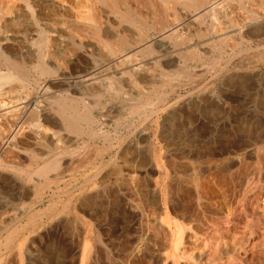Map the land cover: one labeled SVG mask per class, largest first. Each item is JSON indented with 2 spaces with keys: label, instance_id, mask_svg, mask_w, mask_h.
Instances as JSON below:
<instances>
[{
  "label": "rangeland",
  "instance_id": "rangeland-1",
  "mask_svg": "<svg viewBox=\"0 0 264 264\" xmlns=\"http://www.w3.org/2000/svg\"><path fill=\"white\" fill-rule=\"evenodd\" d=\"M245 1L229 0L212 15L197 8L178 34L116 16L103 24L109 38L95 33L93 41L113 60L126 42L133 54L121 66L101 70L96 53L71 72L57 57L62 76L33 72L25 81H0L3 90L26 97L19 113L0 112V264H264V0ZM188 2L194 9L196 0ZM210 23L226 30L222 39H208ZM69 29L47 46L49 53L56 49L66 58L77 51L65 35ZM87 69L101 71L91 83L77 80ZM84 102L92 105L91 123L81 117ZM229 157L234 166L220 172L218 163ZM156 206L189 233L175 256L166 224L152 215Z\"/></svg>",
  "mask_w": 264,
  "mask_h": 264
},
{
  "label": "bare ground",
  "instance_id": "bare-ground-1",
  "mask_svg": "<svg viewBox=\"0 0 264 264\" xmlns=\"http://www.w3.org/2000/svg\"><path fill=\"white\" fill-rule=\"evenodd\" d=\"M21 1H25L27 2L28 7L26 8V10L22 7V5L20 4ZM183 4H181L178 0H0V81H7L9 79H16L19 78L20 80H28L31 79V74L33 72H38L39 76H59L61 74L64 75V71L62 72L60 69V63H58V58L59 57L68 67V69L71 72H77L80 71V67H78L77 62H85L86 64L88 63L87 61V57L91 56V55H95L96 53L100 55V57L102 58V61L99 64V67H101V70L105 71V65L112 64V68L113 65H116V67L121 66L124 62H126L128 59H130V57H132L130 54V50L125 46L126 42H122V45L119 49L116 50V54H115V58L113 59H109V55H107L106 53L104 54L102 51H98L96 43H94L95 41H93V35L95 33H99L101 35L102 38L108 39L109 35L106 32V30L103 27V24L106 23H114V21L112 19H114V17L121 15V17L123 16V18H127L130 19L132 18L143 21L144 24L146 26H148V24H154V25H158V28H162L165 25H167L168 30L171 33L174 32H178L181 31L185 25L186 22H184L185 19H187L190 15L189 13H191L192 11L194 15L199 14V12L197 11V8H199V11L204 9L205 12H210L214 14L215 11L220 9V5H224L226 4L229 0H219V2L217 0H209L206 1L205 4H203L204 6L201 5V0H196V6L194 7V9L190 10V3L188 2V0H181ZM191 1V0H189ZM203 1V0H202ZM261 1V0H260ZM194 2V1H193ZM192 2V3H193ZM247 2V0L245 1ZM250 2V1H249ZM263 2V1H262ZM204 3V2H203ZM233 3V2H232ZM231 3V4H232ZM238 3V2H237ZM258 3V2H256ZM25 4V3H24ZM195 4V3H194ZM244 4V3H243ZM252 4V3H251ZM193 5V4H192ZM191 5V7H192ZM239 5V3H238ZM253 5V4H252ZM259 5V4H258ZM233 6V5H232ZM190 7V8H191ZM235 7V6H234ZM240 7V6H238ZM249 7V6H248ZM230 8V7H229ZM228 8V9H229ZM246 8V7H245ZM251 8H254L251 6ZM224 9V6H223ZM227 9V7L225 8ZM224 9V10H225ZM257 9V7L255 8ZM259 9V8H258ZM257 9V11H258ZM230 10V9H229ZM227 10V11H229ZM240 10V9H239ZM260 10V9H259ZM264 10V9H263ZM190 11V12H189ZM222 11V9H221ZM233 11V8H232ZM235 11V10H234ZM233 11V12H234ZM245 11V10H244ZM249 11V10H248ZM254 11V10H253ZM220 12V11H219ZM223 12V11H222ZM236 12V11H235ZM242 12V10L240 11ZM202 13V12H201ZM226 13V12H225ZM228 13V12H227ZM253 13V12H252ZM243 14V13H242ZM255 14V13H254ZM253 14V15H254ZM257 14V13H256ZM255 14V15H256ZM264 14V13H263ZM205 15V13H204ZM212 15V14H211ZM244 15V14H243ZM232 16V14H231ZM201 17V16H200ZM221 17V16H220ZM240 17V16H238ZM260 17V16H259ZM196 18V17H195ZM199 18V17H198ZM222 18V17H221ZM224 16H223V20H224ZM241 18V17H240ZM248 18V17H246ZM245 18V19H246ZM250 18V17H249ZM248 18V21H250ZM96 19L100 21V26L99 28L96 26L95 22ZM231 19V18H230ZM236 19V18H235ZM257 19V18H256ZM197 20V19H196ZM212 20V19H211ZM217 20V19H216ZM227 20H229L227 18ZM232 23L233 19H231ZM186 21V20H185ZM225 21V20H224ZM239 21V18H238ZM236 21V22H238ZM245 21V20H244ZM247 21V20H246ZM127 22V21H126ZM132 22V21H131ZM145 22H147L148 24H146ZM211 22V21H210ZM230 22V20H229ZM235 22V23H236ZM98 23V22H97ZM228 23V22H227ZM247 23V22H246ZM211 24V23H210ZM217 24V23H216ZM231 24V23H230ZM242 24V23H241ZM244 24V23H243ZM108 25V24H107ZM156 25V26H157ZM191 25V23H190ZM213 25L211 28V36L208 39H222L223 35L226 33V30L223 29V27H221V25L219 27H216L218 25L211 24ZM229 25V23L227 24ZM237 25V23H236ZM253 25V24H252ZM225 26V25H224ZM235 26V24H234ZM115 27V26H114ZM228 27V26H227ZM242 27V26H241ZM240 27V28H241ZM67 29L70 30L69 28H73V33H70L69 31L66 32V36L68 37L69 40V44L71 46H73L74 48H76L77 51H70L71 53V57L63 56L62 54H60L56 49L52 52H48V48L47 46H55L57 44V40L59 38V36L61 35V33L63 32L62 29ZM225 28V27H224ZM245 28V27H244ZM151 29V28H150ZM135 30V29H134ZM201 30V29H200ZM62 31V32H61ZM166 31V30H165ZM195 31V30H194ZM254 31V30H253ZM72 32V31H71ZM135 32V31H134ZM141 32V31H140ZM162 31L160 30V33ZM167 32V31H166ZM237 32V31H236ZM65 33V32H63ZM116 33V32H115ZM165 33H163L164 35ZM169 34V33H168ZM194 34V33H193ZM196 34V33H195ZM232 34V33H231ZM263 34V33H262ZM119 35V34H118ZM136 35V34H135ZM134 34H126V36H128L129 38H132L134 40H136V36ZM141 35V34H140ZM149 35V34H148ZM162 35V36H163ZM189 35V34H188ZM200 35V34H199ZM244 35V34H242ZM246 35V34H245ZM260 35V34H259ZM139 36V35H138ZM137 36V38H138ZM151 36V35H150ZM168 36V35H167ZM170 36V35H169ZM190 36V35H189ZM188 36V37H189ZM193 36V35H192ZM196 36V35H195ZM209 36V35H208ZM233 36V35H232ZM250 36V35H249ZM264 36V35H263ZM112 37V36H111ZM144 37V36H143ZM166 37V36H164ZM227 37V36H226ZM231 37V36H230ZM75 38V39H74ZM152 38V37H151ZM175 38V37H174ZM141 39V38H140ZM143 39V38H142ZM161 39V38H160ZM166 39V38H165ZM182 39V38H180ZM179 39V40H180ZM246 39V38H244ZM248 39V38H247ZM264 39V37H263ZM67 40V39H66ZM126 40V39H125ZM129 40V39H128ZM144 40V39H143ZM226 40V39H225ZM224 40V41H225ZM261 40V39H260ZM31 41V43H30ZM161 41V40H160ZM181 41V40H180ZM208 41V40H206ZM189 42V41H187ZM228 42V40H227ZM145 43V42H143ZM142 43V44H143ZM154 43V42H153ZM194 43V42H193ZM207 43V42H205ZM226 44V43H225ZM131 45V44H130ZM152 45V44H150ZM182 45V44H181ZM228 45V44H227ZM145 46V45H144ZM147 46V45H146ZM194 46V45H193ZM51 47H49L51 49ZM198 47H203V46H198ZM216 47V46H215ZM227 47V46H226ZM230 47V46H228ZM227 47V48H228ZM66 48V47H65ZM110 48V47H109ZM144 48V47H143ZM181 48V47H180ZM204 48V47H203ZM64 49V48H63ZM71 49V48H70ZM73 49V48H72ZM100 49V48H99ZM107 50V49H106ZM190 50V48H189ZM206 50V49H205ZM230 50V49H229ZM50 51V50H49ZM105 51V50H104ZM177 51V50H176ZM199 51V50H198ZM67 52V51H66ZM187 52V50H186ZM200 53V52H199ZM135 55V54H134ZM170 55V54H169ZM190 55V54H188ZM192 55V54H191ZM197 55V54H196ZM221 55V54H220ZM92 56V57H93ZM112 56V55H111ZM211 56V55H210ZM207 57V56H206ZM136 58V57H135ZM189 58V57H188ZM198 58V57H197ZM220 58V57H219ZM90 59V58H89ZM88 59V60H89ZM98 58L96 57L95 60ZM185 59V58H184ZM209 60V59H208ZM183 63V62H182ZM204 63V62H203ZM62 64V63H61ZM184 64V63H183ZM81 65V64H80ZM79 65V66H80ZM130 65V64H129ZM94 66V65H93ZM82 67V65H81ZM89 67V66H88ZM115 67V68H116ZM123 67V66H122ZM132 67V66H131ZM135 67V66H134ZM77 68V71H76ZM94 68V67H93ZM107 68H106V72H107ZM82 69H84V67H82ZM86 69V68H85ZM4 70V71H3ZM63 70V69H62ZM95 71V69H87V72L85 74H80L76 76V79H80L85 77L83 80H86L87 83H91L90 81H94L92 80L96 75V73H100V71ZM103 71V73H105ZM130 71V70H129ZM128 72V71H127ZM117 73V72H116ZM120 73V72H119ZM36 74V73H35ZM109 74V73H108ZM107 74V75H108ZM133 74V72H132ZM131 74V75H132ZM38 75V74H37ZM101 75V74H100ZM103 75V74H102ZM73 76V75H71ZM70 76V77H71ZM114 76V75H113ZM177 76V75H176ZM67 77V75H66ZM38 78V77H37ZM59 78V77H58ZM56 78V79H58ZM63 78V77H62ZM61 78V79H62ZM69 78V77H67ZM130 78V76L128 77ZM33 79V78H32ZM55 79V78H54ZM103 79V78H102ZM46 80V78H45ZM76 80V81H77ZM96 80V79H95ZM36 81V80H35ZM50 81V80H49ZM63 81V80H62ZM65 81V80H64ZM81 81V79H80ZM138 81V80H137ZM38 82V81H36ZM97 82V81H96ZM96 86L98 83H96ZM101 82V81H100ZM143 82V81H142ZM28 83V82H27ZM61 83V82H60ZM76 83V82H75ZM94 83V82H93ZM105 83V82H104ZM107 83V82H106ZM113 84V83H112ZM11 85V84H10ZM16 85V84H12ZM23 85V83H22ZM86 85V84H84ZM91 85V84H89ZM101 85V84H100ZM99 86V85H98ZM110 86V85H109ZM136 86V84H135ZM11 87V86H10ZM15 87V86H14ZM114 87V85H113ZM134 87V86H133ZM4 88V87H3ZM9 88V87H8ZM7 88V89H8ZM40 88V87H39ZM97 88V87H96ZM112 88V87H111ZM2 89V85H0V112L3 115H9V114H13L15 111L21 109L22 106L24 105H20L21 103H23L24 98H26L25 96L22 95V93L20 91H18V89H5L3 91H1ZM21 89V88H20ZM38 89V88H37ZM36 89V90H37ZM45 89V88H44ZM91 89V88H90ZM63 90V89H62ZM67 90V89H66ZM103 91L101 90H98ZM108 91V90H107ZM119 91V90H118ZM47 92V91H46ZM57 92V91H56ZM68 92V90H67ZM83 92V91H82ZM86 92V91H85ZM166 92V91H165ZM40 93V92H39ZM59 93V92H58ZM89 93V92H88ZM103 93V92H102ZM105 93V92H104ZM163 94V93H162ZM89 97V95H86ZM107 96V95H106ZM37 97V96H36ZM55 97V96H54ZM14 98V99H13ZM44 98V97H43ZM62 98V97H60ZM30 100V98H28ZM27 99V100H28ZM41 99V98H40ZM56 99V98H55ZM37 100V99H36ZM35 100V103H36ZM65 100V99H63ZM43 101V100H41ZM40 101V102H41ZM58 101V99H57ZM70 102V101H69ZM27 103V102H26ZM39 103V102H38ZM73 103V102H72ZM153 103V101H152ZM32 104V103H30ZM29 104V105H30ZM42 104V103H41ZM27 105V104H26ZM34 105V104H33ZM32 105V108H34V112H36L38 110L37 107H34ZM39 105V104H38ZM43 105V104H42ZM148 105V103L146 104ZM154 105V104H153ZM28 106V105H27ZM92 105L89 103L84 102V106L82 110V119L83 121H87L88 123H91V119L89 118L88 115V108H90ZM94 106V105H93ZM135 106V105H134ZM29 107V106H28ZM63 107V106H62ZM76 107V106H75ZM96 107V106H95ZM132 107V106H131ZM31 108V107H30ZM29 108V109H30ZM31 108V109H32ZM47 108V107H46ZM98 108V107H97ZM130 108V107H129ZM135 108V107H134ZM45 109V108H44ZM43 108H41V110H44ZM68 109V108H67ZM72 109V108H71ZM76 109V108H75ZM93 109V108H92ZM99 109V108H98ZM137 109V108H135ZM40 110V109H39ZM62 110V109H61ZM97 110V109H96ZM133 110V109H132ZM21 111V110H20ZM42 111H39V113H41ZM45 111V110H44ZM65 111V110H63ZM76 111V110H75ZM137 111V110H136ZM26 112V111H25ZM29 112V111H28ZM79 112V111H78ZM102 112V111H101ZM19 113L18 112H15ZM30 113V112H29ZM53 113V112H52ZM75 113V112H74ZM95 113V112H94ZM137 113V112H136ZM0 114V115H1ZM24 114V113H23ZM47 114V113H46ZM50 114V112H49ZM96 114V113H95ZM38 115V114H37ZM65 115V114H64ZM63 115V117H64ZM102 115V114H101ZM104 116V115H103ZM21 117V116H20ZM27 117V116H26ZM78 118V117H77ZM2 119V118H1ZM14 118H12L13 120ZM68 125H70L71 127H75L74 126V121L73 120H67V118H65ZM16 120V119H15ZM36 120V119H35ZM59 120V118H58ZM101 120V119H100ZM14 121V120H13ZM28 121V120H26ZM76 121V119H75ZM93 121V120H92ZM12 122V121H11ZM37 122V121H36ZM86 122V123H87ZM105 122V121H103ZM3 123V122H2ZM13 124V123H12ZM28 124V123H27ZM8 125V124H7ZM26 125V124H25ZM34 125V124H33ZM39 125V124H38ZM54 125V124H53ZM66 125V124H65ZM86 125V124H85ZM91 125V124H90ZM4 127V126H2ZM42 127V125H41ZM50 127V126H49ZM93 127V126H92ZM32 128V127H31ZM79 128H81L79 126ZM95 128V127H94ZM8 129V128H7ZM6 129V130H7ZM23 129V128H21ZM20 129V130H21ZM47 129V128H46ZM60 129V128H59ZM19 130V131H20ZM32 130V129H31ZM34 130V129H33ZM32 130V131H33ZM52 130V129H51ZM54 130V129H53ZM56 130V129H55ZM78 130V128H77ZM80 130V129H79ZM14 131V130H13ZM18 131V132H19ZM5 132V131H4ZM15 132H17L15 130ZM17 132V133H18ZM43 132V131H41ZM47 132V131H45ZM57 132H59V134H57ZM97 132V131H96ZM20 133V132H19ZM68 133V132H67ZM12 134V133H11ZM36 134V133H35ZM51 134V133H50ZM53 135H61L60 134V130H56V131H52ZM3 135V134H0ZM19 135V134H18ZM31 135V134H30ZM33 135V134H32ZM52 135V136H53ZM7 135H5V137H7ZM45 136V135H44ZM62 136V135H61ZM64 136V135H63ZM10 137V136H9ZM3 139V138H2ZM68 139V138H67ZM50 140V139H49ZM58 140V138H57ZM60 140L62 141V139L60 138ZM69 140V139H68ZM52 141V140H51ZM44 142V141H43ZM65 142V139H64ZM73 142V140H72ZM39 143V141L37 142V144ZM54 143V141H53ZM58 143V142H56ZM67 143V142H66ZM74 143V142H73ZM41 144V142L39 143V145ZM48 144V143H47ZM62 144V142H61ZM65 144V143H64ZM62 146H65V145ZM13 145V144H12ZM45 145V144H44ZM49 145V144H48ZM57 145V144H55ZM67 145V144H66ZM51 146V144H50ZM49 146V147H50ZM53 146V145H52ZM71 146V144H70ZM73 146V145H72ZM75 146V145H74ZM54 147V146H53ZM59 147V146H58ZM61 147V146H60ZM68 147V146H67ZM55 148V147H54ZM64 148V147H63ZM67 149V148H66ZM118 149V148H117ZM223 149V148H222ZM225 149V147H224ZM227 149V148H226ZM1 150V149H0ZM74 150V149H73ZM119 150V149H118ZM69 151V150H68ZM72 151V150H71ZM222 151V150H221ZM29 152V151H28ZM99 152V151H98ZM57 153V152H56ZM222 153H224L222 151ZM59 154V152H58ZM63 154V153H61ZM83 154V153H82ZM119 154V152H118ZM234 154V153H233ZM116 155V154H115ZM35 156V154L33 155V157ZM42 156V155H41ZM36 157V156H35ZM200 157V156H199ZM54 158V157H53ZM63 158V157H62ZM57 159V158H56ZM4 160V159H3ZM18 160V159H16ZM110 160V159H109ZM204 160V159H203ZM215 160V159H214ZM14 161V160H13ZM16 162V161H15ZM19 162V160H18ZM50 162V160H49ZM65 162V161H64ZM88 162V161H87ZM110 162V161H109ZM214 162V161H213ZM11 163V162H10ZM235 163V159L232 157L229 158H224L223 160L220 161V163H218L217 165V169L220 172H227L232 166H234ZM238 163V162H237ZM58 164V163H57ZM3 165V164H2ZM97 165V164H96ZM108 164L104 165L102 168L105 169ZM111 165V164H109ZM249 165V164H248ZM59 166V165H58ZM46 167V165H42V169H44ZM63 167V166H62ZM68 167V166H67ZM253 167V166H252ZM39 168V167H37ZM101 168V167H100ZM136 168V167H135ZM216 168V167H215ZM250 168V167H249ZM255 168V167H254ZM240 169V167H239ZM48 170V169H46ZM68 170V168H67ZM66 170V171H67ZM180 170V169H178ZM203 170V167H202ZM55 171V170H54ZM108 172V171H106ZM184 172V171H183ZM112 173V172H110ZM109 173V174H110ZM235 173V172H233ZM240 173V172H239ZM251 173V172H250ZM260 173V172H259ZM107 174V173H106ZM178 174V173H177ZM222 174V173H221ZM224 174V173H223ZM222 174V176H223ZM94 175V174H93ZM237 175V174H236ZM239 175V174H238ZM42 177V176H41ZM227 176H223V178L225 179ZM241 177V176H240ZM91 178V177H90ZM95 178V177H94ZM193 178V177H192ZM231 178V176H230ZM47 179V178H46ZM102 179V178H100ZM195 179V178H194ZM31 180V179H30ZM53 182V180H51ZM99 181V180H97ZM47 182V181H46ZM49 183V182H48ZM101 183V182H100ZM239 183V182H238ZM178 184V183H177ZM66 185V184H65ZM97 185V183H96ZM48 186V185H46ZM247 186V185H246ZM250 186V185H249ZM248 186V187H249ZM77 187V186H76ZM60 188V187H59ZM92 188V187H90ZM61 189V188H60ZM59 189V190H60ZM74 189V188H71ZM93 189V188H92ZM176 189V188H175ZM51 190V189H50ZM238 190V189H237ZM67 191V190H66ZM92 191V190H91ZM182 191V190H181ZM184 191V190H183ZM248 191V190H247ZM65 192V191H64ZM185 194V191L183 192ZM196 193V192H195ZM190 195V193H188ZM200 194V192H199ZM180 195V194H179ZM177 196V195H176ZM196 197V196H195ZM70 200V199H69ZM65 201V200H64ZM83 201V200H82ZM89 201V200H88ZM91 201V200H90ZM167 201V198H166ZM231 201V199L229 200ZM85 202V201H83ZM171 203V202H170ZM173 203V202H172ZM64 204V202H63ZM68 204V203H67ZM86 204V202H85ZM157 204V203H156ZM213 204V203H212ZM56 205V204H55ZM81 205V204H80ZM161 205V204H160ZM178 205V204H177ZM29 206V205H28ZM207 204V207L209 208L208 210L211 211L212 213L217 214L218 210L217 208H214L212 206H210ZM215 206V205H214ZM56 207V206H55ZM65 207V206H63ZM171 209L174 210L173 206L170 205ZM32 208V207H31ZM62 208V207H61ZM85 208V207H84ZM154 208V207H153ZM44 209V208H43ZM67 209V208H66ZM89 209V208H88ZM181 209V208H180ZM161 210V209H160ZM171 210V211H172ZM152 211V210H151ZM163 212H166V210H162ZM179 211V210H176ZM29 212V211H28ZM43 212V211H42ZM57 212V211H56ZM169 212V211H168ZM228 212V211H227ZM173 213V212H172ZM186 213L183 209H181V211L178 213L179 217H185ZM226 213V212H225ZM224 213V214H225ZM174 214V213H173ZM188 214V213H187ZM51 215H54L51 213ZM57 215V214H56ZM90 215V214H89ZM152 215L156 218H159L164 224H166V228L168 229L169 232V238H170V252L173 256H175L177 253L175 252L177 249V245L181 242L182 238L184 236H188L189 233L186 232V230L184 229V227L181 225L182 222H178L179 220L176 221H172L170 219V217L168 216H160V211H159V207L156 206L154 208V210L152 211ZM162 215V214H161ZM230 214L226 213L225 217L228 218ZM31 217V215H30ZM49 217V214H48ZM173 217V216H172ZM171 217V218H172ZM188 217V216H187ZM34 218V217H33ZM77 218V217H76ZM52 220V219H51ZM187 220V219H185ZM77 221V220H76ZM79 221V220H78ZM18 222V221H17ZM36 223V222H35ZM27 224V223H26ZM31 224V223H30ZM92 226V225H91ZM13 227V226H12ZM31 227V226H30ZM8 228V227H7ZM21 228V227H20ZM23 228V227H22ZM40 229V227H39ZM159 229V228H158ZM18 230V229H16ZM234 230V229H232ZM19 231V230H18ZM32 231V230H31ZM195 231V230H194ZM27 233V232H26ZM227 233V232H226ZM229 233V232H228ZM242 233V232H241ZM6 234V233H5ZM18 234V233H17ZM32 234V233H31ZM10 235V234H9ZM8 235V236H9ZM98 235V234H97ZM8 236H5L8 237ZM18 236V235H17ZM226 236V235H225ZM224 237V236H223ZM4 238V237H3ZM240 238V237H239ZM167 239V238H166ZM10 240H5L2 244L3 248L8 250V248L10 247ZM226 242V241H225ZM224 242V243H225ZM227 244V243H226ZM162 245V244H161ZM221 245V244H220ZM16 246V245H15ZM161 247V246H160ZM164 247V246H163ZM224 247V246H223ZM227 247V246H226ZM20 248V247H19ZM236 248V246H235ZM13 249V248H11ZM10 249V250H11ZM26 249V247H25ZM147 248H145L144 250H146ZM165 248H159V251L162 252L164 251ZM223 249V248H222ZM237 249V248H236ZM16 250V249H15ZM166 250V249H165ZM184 250V248H183ZM18 251V250H16ZM143 251V249H142ZM167 251V250H166ZM222 251V250H221ZM225 251V250H224ZM223 251V252H224ZM1 252V251H0ZM24 252V251H23ZM151 252V251H150ZM180 252V251H179ZM3 253V252H2ZM11 253V252H10ZM18 253V252H17ZM144 253V252H142ZM181 253V252H180ZM14 254V253H12ZM163 254V253H162ZM143 255V254H142ZM161 255V254H160ZM168 254L166 253V256ZM170 255V256H172ZM11 256V254H10ZM13 256V255H12ZM15 256V255H14ZM164 256V255H163ZM162 256V257H163ZM157 257V256H156ZM3 258V257H2ZM11 258V257H10ZM8 257V259H10ZM19 258V257H18ZM7 259V260H8ZM11 260V259H10ZM16 260V259H15ZM132 260V259H131ZM134 260V259H133ZM221 260V259H219ZM9 261V260H8ZM214 261V260H213ZM211 261V262H213ZM10 262V261H9ZM215 262V261H214ZM221 262V261H219ZM12 263V262H11ZM15 263V262H14ZM142 263V262H141ZM148 263V262H147ZM16 264V263H15ZM129 264V263H128ZM137 264V263H135ZM139 264V262H138Z\"/></svg>",
  "mask_w": 264,
  "mask_h": 264
}]
</instances>
